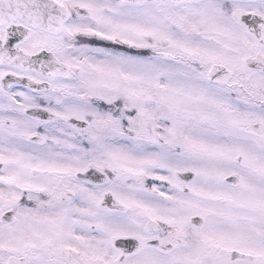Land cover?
Segmentation results:
<instances>
[{
    "label": "snow or ice",
    "instance_id": "obj_1",
    "mask_svg": "<svg viewBox=\"0 0 264 264\" xmlns=\"http://www.w3.org/2000/svg\"><path fill=\"white\" fill-rule=\"evenodd\" d=\"M0 264H264V0H0Z\"/></svg>",
    "mask_w": 264,
    "mask_h": 264
}]
</instances>
